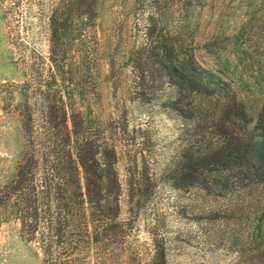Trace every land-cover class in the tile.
<instances>
[{"label":"trees","instance_id":"trees-1","mask_svg":"<svg viewBox=\"0 0 264 264\" xmlns=\"http://www.w3.org/2000/svg\"><path fill=\"white\" fill-rule=\"evenodd\" d=\"M99 2L55 0L48 22L46 81L43 76L30 90L21 91L16 103L23 147L13 176L0 187V225L17 221L20 237L41 252V264H108L109 248L126 235L118 212L115 146L101 145L91 131L86 107L76 103L85 94L91 96L82 78L85 59L94 53L90 41ZM190 3L176 0L170 27L158 11L149 16L144 40L128 53L134 87L142 102L181 120L184 144L169 171L174 186L196 187L204 195L228 199L223 208L207 209V215L244 221L256 240L252 258H260L264 47L252 49L250 17L230 36L237 65L251 72L248 78L259 90L254 108L240 97L231 79L195 59L188 32ZM256 4L264 6V0H247L250 7ZM216 41L214 36L204 43L213 55L218 54ZM153 246L152 264H166L163 240L155 239Z\"/></svg>","mask_w":264,"mask_h":264},{"label":"rangeland","instance_id":"rangeland-1","mask_svg":"<svg viewBox=\"0 0 264 264\" xmlns=\"http://www.w3.org/2000/svg\"><path fill=\"white\" fill-rule=\"evenodd\" d=\"M54 2L0 0V187L13 176L23 147L19 93L43 76L45 83L49 71L48 22ZM175 5L176 0H100L94 20V53L85 59L82 78L91 96L76 103L86 107L101 145H114L117 153L118 212L126 235L109 248L108 264H152L155 239L165 244L166 264H264V254L252 258L256 240L244 221L207 215V209L223 208L228 199L174 186L169 171L184 144L181 120L142 102L134 87L128 53L144 40L154 11L166 26L173 24ZM187 9L197 62L231 79L240 97L255 108L259 90L248 78L251 72L237 65L230 36L250 17L252 49L264 47V6L250 7L247 0H191ZM214 36L217 55L204 47ZM41 263V252L20 237L17 221L3 222L0 264Z\"/></svg>","mask_w":264,"mask_h":264}]
</instances>
